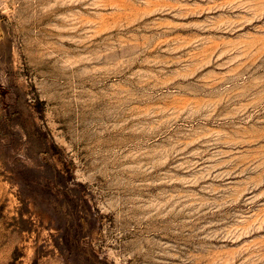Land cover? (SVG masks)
I'll return each mask as SVG.
<instances>
[{"label": "rangeland", "instance_id": "374dc122", "mask_svg": "<svg viewBox=\"0 0 264 264\" xmlns=\"http://www.w3.org/2000/svg\"><path fill=\"white\" fill-rule=\"evenodd\" d=\"M0 264H264V0H0Z\"/></svg>", "mask_w": 264, "mask_h": 264}]
</instances>
